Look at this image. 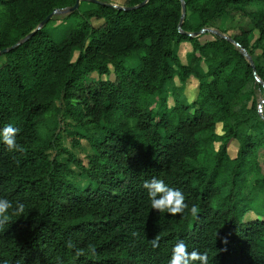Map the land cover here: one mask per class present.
Returning <instances> with one entry per match:
<instances>
[{
  "label": "trees",
  "instance_id": "1",
  "mask_svg": "<svg viewBox=\"0 0 264 264\" xmlns=\"http://www.w3.org/2000/svg\"><path fill=\"white\" fill-rule=\"evenodd\" d=\"M77 1L0 0V51L10 49L0 54V132L11 125L21 146L8 151L0 138V197L25 205L0 231V264H168L180 240L208 264H264V0H149L132 9L98 0L70 13L77 20L60 41L51 20L39 28ZM234 15L251 19L229 35L234 42L191 35ZM192 75L198 92L187 104L175 77ZM66 132L73 148L86 139L91 152L78 157ZM153 178L180 190L187 208L152 209L143 185ZM250 211L260 218L245 221Z\"/></svg>",
  "mask_w": 264,
  "mask_h": 264
},
{
  "label": "rangeland",
  "instance_id": "2",
  "mask_svg": "<svg viewBox=\"0 0 264 264\" xmlns=\"http://www.w3.org/2000/svg\"><path fill=\"white\" fill-rule=\"evenodd\" d=\"M112 4L115 6L123 7L126 4V0H112ZM97 4L93 2L92 0H82L80 5V12L83 13V11H87L93 8H96ZM77 19L73 16L70 17V12L68 11H60L57 12L53 18L51 19V22L48 25V29L51 32V34L54 36V38L58 41L62 40L65 37V34L69 30V28L75 23ZM92 23L95 27H101L104 24V20H98L93 19ZM251 25V19L248 16H241V15H234V19H230L229 17H224L221 21L220 28H210L213 30H207L202 35L199 36V39L202 43L211 41L215 39V36L218 32H220L222 35L229 37L230 34H233L236 32V30L240 27H249ZM255 38H258V32L256 35H254ZM254 38V40H255ZM193 52V46L189 42L183 43L179 48V54L181 56V59L184 63H188L191 59V53ZM79 52L76 51L74 54V60L78 58ZM5 59L0 56V65L4 63ZM134 65H136V62L134 61ZM201 68L203 70H206L207 67L204 63H202ZM92 76L97 78V74L94 73ZM104 79H115L116 76L114 73H112L110 76H103ZM175 83L178 87L179 97L180 101L185 102L187 104L194 101V99L197 96L198 92V80L192 75L186 82H182L181 79L176 76L175 77ZM260 101L263 100L264 93L259 92L258 93ZM176 95L170 94L168 98V104L170 107L175 106L176 103ZM262 109V107H260ZM217 131L219 133H222V124L217 125ZM64 144L68 147V149L72 150L78 157H83L86 153L91 152L90 145L87 143L86 139H82V148L75 149L72 147V141L68 137L67 132L64 133ZM240 144L237 140L232 139L228 144V153L231 157H236L238 154ZM259 161L263 167L264 171V155L261 154ZM73 169H75L77 172L79 169L75 168V165L72 166ZM77 180L82 184L86 185L89 182V179L86 177H83L81 175H77ZM260 202L257 201L253 204V207L257 210H262V205L259 204ZM260 218V216L255 213L254 211L247 212L244 215L245 221Z\"/></svg>",
  "mask_w": 264,
  "mask_h": 264
},
{
  "label": "clouds",
  "instance_id": "3",
  "mask_svg": "<svg viewBox=\"0 0 264 264\" xmlns=\"http://www.w3.org/2000/svg\"><path fill=\"white\" fill-rule=\"evenodd\" d=\"M17 129L11 125L4 128L0 132V138L7 145L8 151L20 149L21 146L17 144L15 133ZM143 187L147 190V195L152 209L159 210L161 213L167 212L176 214L183 212L187 205L184 203L185 197L180 190L168 187L163 180L153 178L151 181H146ZM160 197L159 199L157 197ZM198 212L197 206L193 205L191 214L195 216ZM25 213V205L16 202V207L13 208V202L7 198L0 197V231L7 225L10 219L19 217ZM153 248L158 246L156 240H152ZM71 246V245H70ZM81 253L78 252L77 255ZM193 261H199L200 264H208V256L206 253H198L187 251V245L183 240H180L173 248L172 256L168 264H192Z\"/></svg>",
  "mask_w": 264,
  "mask_h": 264
},
{
  "label": "water",
  "instance_id": "4",
  "mask_svg": "<svg viewBox=\"0 0 264 264\" xmlns=\"http://www.w3.org/2000/svg\"><path fill=\"white\" fill-rule=\"evenodd\" d=\"M81 1L82 0H78L77 1V3L72 7V8H70V9H68V10H65V11H68V12H73V11H76L78 8H80V5H81ZM93 2H95V3H99V1L98 0H92ZM149 0H146V1H144L142 4H140V5H138V6H134V7H129V8H127V7H119V8H121V9H132V8H137V7H140V6H143V5H145L147 2H148ZM115 6V5H114ZM115 7H117V6H115ZM183 12H184V14H185V4H183ZM55 15V12H53L52 14H50L42 23H41V25L39 26V28H42L43 26H45L52 18H53V16ZM38 28V29H39ZM206 30H213V29H203L201 32H197V33H194V34H191L192 36H200V35H202ZM36 32V30L34 31V32H32L29 36H31V35H33L34 33ZM217 34H219V35H221V36H224V35H222L220 32H218ZM224 37H226L227 39H229L230 41H232V42H234V40H233V38H231V37H227V36H224ZM16 47V45L15 46H13L12 48H15ZM11 48V49H12ZM10 49H5V50H3V51H0V54H2V53H5V52H7V51H9ZM244 52V55H246V57H247V59L249 60V62L253 65L254 63H253V59H252V57L248 54V52H246V51H243ZM263 102L264 101H262V103H261V105H260V107H262V105H263Z\"/></svg>",
  "mask_w": 264,
  "mask_h": 264
}]
</instances>
